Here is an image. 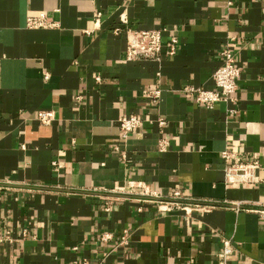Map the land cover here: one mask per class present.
Here are the masks:
<instances>
[{
    "label": "crops",
    "instance_id": "obj_1",
    "mask_svg": "<svg viewBox=\"0 0 264 264\" xmlns=\"http://www.w3.org/2000/svg\"><path fill=\"white\" fill-rule=\"evenodd\" d=\"M41 12L58 27L27 28ZM125 28L160 29L159 60L127 61ZM223 49L240 67L237 98L209 109L184 88L213 89ZM129 115L141 125L122 142ZM251 160L258 181L227 179ZM144 189L201 207L162 212ZM5 231L0 264H216L221 238L228 264H264V0H0Z\"/></svg>",
    "mask_w": 264,
    "mask_h": 264
},
{
    "label": "built area",
    "instance_id": "obj_2",
    "mask_svg": "<svg viewBox=\"0 0 264 264\" xmlns=\"http://www.w3.org/2000/svg\"><path fill=\"white\" fill-rule=\"evenodd\" d=\"M123 23H126V19L121 18ZM26 27L29 29H50L58 27V22L51 17H48L44 12L39 13L36 16H30L26 19ZM121 28L116 27L113 29L115 34L120 33ZM126 36V48L125 58L127 61L137 62L141 60H159L162 44V31L160 29L138 30L125 28ZM168 52L175 53L178 47L177 38H171L166 45ZM222 64L213 73V89H207L203 87H191L184 88L186 92L194 94V100L197 103L203 104L209 109H212L214 104L219 101H231L236 100L237 91V79L240 75V67L236 64L235 59L229 49H223L221 51ZM98 80V78H96ZM146 98L152 101H157L159 97V90L152 89L145 94ZM233 111V110H231ZM37 120L44 124L49 125L54 120V113L52 110H40L37 112ZM141 119L136 115L122 116L119 118V140L125 141L127 137L141 125ZM160 126L165 124L163 119L158 121ZM167 140L163 139L158 147L162 151L167 146ZM224 158H229L230 153H222ZM52 166L59 167L56 160L51 162ZM259 168V164L255 160L248 161L244 164L232 165L226 171V176L229 181L237 182H255L259 177L255 175L256 169ZM133 185V183L130 182ZM142 194L146 195V199L142 202H153L159 211L170 212L173 209H181L186 214L191 213L193 209L201 207L194 201H185L180 191L175 190L171 193L169 199H161L154 191H144ZM128 231L123 230L119 237L120 245H125L128 242ZM111 238V234L106 233L101 236L102 240H108ZM9 239V233L5 231L0 233V243ZM221 247L215 254L216 264H228L230 256L233 255L235 248L233 247L230 239L221 238ZM72 264H97L93 263L87 258H82L77 261H73ZM184 264H193V260L188 258Z\"/></svg>",
    "mask_w": 264,
    "mask_h": 264
}]
</instances>
